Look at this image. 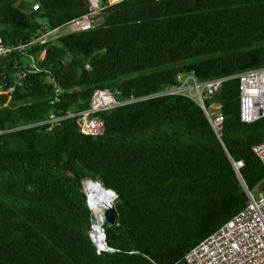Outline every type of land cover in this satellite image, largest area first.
I'll use <instances>...</instances> for the list:
<instances>
[{
    "label": "trees",
    "instance_id": "trees-1",
    "mask_svg": "<svg viewBox=\"0 0 264 264\" xmlns=\"http://www.w3.org/2000/svg\"><path fill=\"white\" fill-rule=\"evenodd\" d=\"M34 3L0 0V38L21 46L0 57V264H174L245 204L233 161L248 189L264 179L252 151L264 115L241 121L236 77L204 96L221 103L218 133L194 98L144 96L179 74L203 81L264 65V0H123L92 29L29 44L89 9ZM29 56L37 69L18 79ZM96 88L124 101L96 113L102 133H82L74 116L23 126L87 108ZM86 178L116 195L99 254Z\"/></svg>",
    "mask_w": 264,
    "mask_h": 264
},
{
    "label": "built area",
    "instance_id": "built-area-1",
    "mask_svg": "<svg viewBox=\"0 0 264 264\" xmlns=\"http://www.w3.org/2000/svg\"><path fill=\"white\" fill-rule=\"evenodd\" d=\"M121 1L123 0H88L89 9L86 13L66 21L60 27H67V32L92 29L98 25L95 17L103 9L114 6ZM37 6V3H34L32 9L37 8ZM60 27L50 29L41 36L33 38L29 44L49 40V36L52 38ZM20 48V45L4 43L0 38V57L11 52H21ZM36 69L37 64L34 57L29 56L27 66L18 72V79L25 77L29 73H34ZM231 77H236L239 80V115L241 121L249 123L261 118L264 115V65L243 70L229 76L215 77L203 81H199L191 73L179 74L177 76V85L164 87L162 90L144 97L174 93L190 96L198 102L212 128L218 133L223 121L221 103L214 101L206 106L204 104V96L218 91L223 81ZM55 91H59V87H56ZM56 100L57 98L54 96L53 101ZM122 103L124 101L116 98L114 93L108 88H96L90 96L87 108L78 112L68 111L62 116L49 113L45 119L30 122L23 126L28 127L44 123H54L61 118L74 116L76 117L79 130L82 133L100 134L103 132L104 123L96 113ZM252 151L264 166V138L252 146ZM242 165V160L232 162V167L238 176L240 175L239 168ZM86 179L82 180V190L85 194V205L90 212L88 236L96 253L99 254L110 250L105 240L103 227L106 222L103 210L94 204L93 199H90L85 191L83 182ZM90 180L101 184L98 180ZM240 181L247 195L243 207L225 220L208 236L185 252L174 264H264V191L255 192V189L250 190L241 179ZM107 190L113 193L114 199L116 197L114 191L111 189ZM113 199L111 200L112 203ZM98 217H100L101 222L99 224L100 230L96 233L94 226L96 225Z\"/></svg>",
    "mask_w": 264,
    "mask_h": 264
},
{
    "label": "bare ground",
    "instance_id": "bare-ground-1",
    "mask_svg": "<svg viewBox=\"0 0 264 264\" xmlns=\"http://www.w3.org/2000/svg\"><path fill=\"white\" fill-rule=\"evenodd\" d=\"M86 193L89 195L90 199H93L94 204L97 205L101 210L109 207L112 202H110L111 193L109 190L105 191L101 184L95 181L86 179L83 182ZM113 194V193H112ZM101 220L98 217L96 225L94 226V231L97 233L100 230L99 224Z\"/></svg>",
    "mask_w": 264,
    "mask_h": 264
},
{
    "label": "rangeland",
    "instance_id": "rangeland-1",
    "mask_svg": "<svg viewBox=\"0 0 264 264\" xmlns=\"http://www.w3.org/2000/svg\"><path fill=\"white\" fill-rule=\"evenodd\" d=\"M34 1L35 0H26V2L28 3V5H32L34 3ZM66 31H68L67 30V27H63L62 26V27L59 28V30L57 31V33L52 36V38L53 37L55 38L56 36H58L60 34H63ZM49 38H51V37L49 36ZM42 57H43V53H41V55H40V58H42ZM258 191H264V179L262 181H260V183H258V185L255 187V192H258ZM111 198L113 199V194L112 193H111V196H110V200H112Z\"/></svg>",
    "mask_w": 264,
    "mask_h": 264
},
{
    "label": "water",
    "instance_id": "water-1",
    "mask_svg": "<svg viewBox=\"0 0 264 264\" xmlns=\"http://www.w3.org/2000/svg\"><path fill=\"white\" fill-rule=\"evenodd\" d=\"M240 179H241V177H240ZM104 190L108 191L107 189H104ZM103 215L105 217V222L106 223L110 224V223H112L114 221V219H115V211H114L113 203H111L109 207H106L105 209H103Z\"/></svg>",
    "mask_w": 264,
    "mask_h": 264
},
{
    "label": "crops",
    "instance_id": "crops-1",
    "mask_svg": "<svg viewBox=\"0 0 264 264\" xmlns=\"http://www.w3.org/2000/svg\"><path fill=\"white\" fill-rule=\"evenodd\" d=\"M60 27V26H59ZM67 32V31H66ZM66 32H64V33H66Z\"/></svg>",
    "mask_w": 264,
    "mask_h": 264
}]
</instances>
